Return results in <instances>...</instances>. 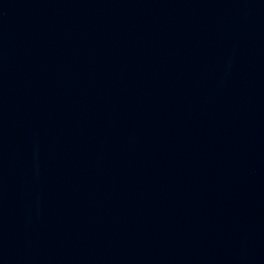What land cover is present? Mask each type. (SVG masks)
<instances>
[{
  "label": "water",
  "instance_id": "water-1",
  "mask_svg": "<svg viewBox=\"0 0 264 264\" xmlns=\"http://www.w3.org/2000/svg\"><path fill=\"white\" fill-rule=\"evenodd\" d=\"M0 264H264V0H0Z\"/></svg>",
  "mask_w": 264,
  "mask_h": 264
}]
</instances>
